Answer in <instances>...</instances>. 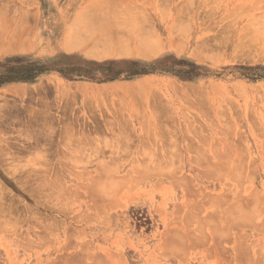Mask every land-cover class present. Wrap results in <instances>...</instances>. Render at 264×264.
Returning a JSON list of instances; mask_svg holds the SVG:
<instances>
[{
	"label": "rangeland",
	"instance_id": "rangeland-1",
	"mask_svg": "<svg viewBox=\"0 0 264 264\" xmlns=\"http://www.w3.org/2000/svg\"><path fill=\"white\" fill-rule=\"evenodd\" d=\"M0 22V264H264V0H0Z\"/></svg>",
	"mask_w": 264,
	"mask_h": 264
},
{
	"label": "bare ground",
	"instance_id": "bare-ground-1",
	"mask_svg": "<svg viewBox=\"0 0 264 264\" xmlns=\"http://www.w3.org/2000/svg\"><path fill=\"white\" fill-rule=\"evenodd\" d=\"M100 4H105V3H100ZM105 5H106L107 7L109 6L108 4H105ZM103 6H104V5H103ZM103 6H102V5L99 6V4H98L95 8H101V9H102ZM108 8H109V10H110L111 7H108ZM114 9H115V8H113V10H111L112 12L109 11V10H108L107 12H110V13H114V14H115L116 12H115ZM83 11H86V10H83ZM93 11H94V10H93ZM87 12H88V10H87ZM95 12H96V11H95ZM83 13L86 14V12H83ZM97 14H98V12H97ZM114 14H113V15H114ZM88 15H89V14H88ZM94 15H96V14H94ZM94 15H93V16H94ZM98 15H99V14H98ZM96 16H97V15H96ZM143 16H144V15H143ZM110 17H111V16H109V20L111 19V22H112V20H113L114 18H113V17L110 18ZM92 18H93V17H92ZM107 18H108V17H107ZM137 20L139 21L140 19H137ZM141 20H142V19H141ZM78 21H79V20H78ZM99 21H100V19H99ZM99 21H98V23H100V22L103 23L102 20H101L100 22H99ZM143 21H144V20H143ZM143 21H142V22H143ZM145 21H146V20H145ZM145 21H144V23H145ZM73 22H74V21H73ZM104 22H105V21H104ZM113 22H114V20H113ZM140 22H141V21H140ZM0 23H1V22H0ZM71 23H72V22H71ZM87 23H88L87 26H88L89 28H88V27H86V28H87V29H90L92 26H89V25H90L89 22H87ZM147 23H148V22H147ZM149 23H150V22H149ZM1 24H2V23H1ZM72 24H73V23H72ZM75 25H76V27H77V23H75ZM82 25H83V24H82ZM84 25H86V23H85ZM91 25H92V24H91ZM103 25H105L104 27H107V23H105V24L103 23ZM2 26H3V24H2ZM110 26H113V25L111 24ZM110 26H109V27H110ZM135 26H136V25H135ZM139 26H140V25H139ZM143 26H144V25H143ZM151 26L153 27V25H151ZM74 27H75V26H74ZM136 27H137V26H136ZM141 27H142V24H141ZM14 28H15V27H14ZM69 28L71 29V25H70ZM77 28H78V27H77ZM79 28H80V24H79ZM81 28H82V26H81ZM81 28H80V29H81ZM127 28H128V27H127ZM142 28H143V27H142ZM74 29H76V28H74ZM84 29H85V28H84ZM87 29H86V30H87ZM137 29H138V28H137ZM82 30H83V29H82ZM82 30H81V33L83 32ZM86 30H85V31H86ZM90 30H91V32H89V34H93V33H95V32L97 31V30H96L95 32H92V31H93V28L90 29ZM131 30H133V29H131ZM138 30H139V31H142V33L148 35L147 33H145V31H144L143 29L140 28V29H138ZM14 31H15V30H13V32H14ZM88 31H89V30H88ZM88 31H87V34H88ZM127 31H128V32H131V31H129L128 29H127ZM127 31H126V33H128ZM135 31H136V29H135ZM146 31H148V30L146 29ZM67 32L69 33V32H71V30H70V31H67ZM79 32H80V31H79ZM109 32H111V31H109ZM21 33H22V32H21ZM81 33H80V34H81ZM84 33H85V32H84ZM84 33H83V34H84ZM97 33H98V31H97ZM106 33H107V32H106ZM112 33H113V32H112ZM133 33H134V32H133ZM136 33H137V32H136ZM136 33H135V34H136ZM148 33H150V31H148ZM152 33H154V32L152 31ZM78 34H79V33H78ZM78 34H77V35H78ZM80 34H79V36L77 37V39H78L80 36H82V34H81V35H80ZM2 35H3V34H2ZM12 35H13V34H12ZM64 35H65V34H64ZM64 35H63V36H64ZM105 35H107V34H105ZM88 36H89V35H87V37H88ZM92 36H93V35H92ZM92 36H91V37H92ZM95 36H96V34H95ZM121 36L123 37V35H121ZM133 36H134V35H133ZM149 36H150V35H149ZM151 36H152V35H151ZM91 37H90V38H91ZM145 37H147V36H145ZM152 37H155V35L152 36ZM12 38H14V37H12ZM83 38L87 39V38H86V34H84L83 37H80L79 40H80V39H81V40H85V39H83ZM93 38H94V37H93ZM110 38H111V39H110ZM110 38L107 37V39H106V37H105V40H108L106 44L109 45V47H108V46L106 47V45H104V46H105V47H104L105 50H106V48L109 49L110 46H112L111 43L115 44V46H113V49H112V47H111V48L107 51L108 54H106V55H109V52H111L110 50H111V49L114 50V47L117 48V49H118V47H121L120 45L117 46L118 44L113 42V40H114L113 38H114V37L112 38V37L110 36ZM73 39H74V38H73ZM77 39H76V37H75V40H76V41H77ZM99 39H101V38H99ZM121 39H123V38H121ZM128 39H130V38H128ZM13 40H14V39H13ZM81 40H80V41H81ZM95 40H96V39H95ZM97 40H98V38H97ZM97 40H96V41H97ZM140 40H143V41H141V45H143L144 39H139V41H140ZM14 41H15V40H14ZM96 41H95V42H96ZM98 41H100V40H98ZM98 41H97V42H98ZM110 41H111V42H110ZM114 41L117 42V39H115ZM127 41H128V40H127ZM173 41H174V40H173ZM95 42H93V44H95ZM109 42H110V43H109ZM122 42L124 43L125 40L122 41ZM135 42H136V41H135ZM146 42H147V41H146ZM148 42H149V41H148ZM69 43H70V40H69V42H68V45H69ZM129 43H130V42H129ZM70 44H71V43H70ZM93 44H92V45H93ZM100 44H101V43L95 44V46H93V47H94V48H95V47L98 48L97 46H98V45L100 46ZM116 44H117V45H116ZM126 44H128V42H127ZM138 44H140V43H138ZM146 44H147V43H146ZM146 44L144 43V45H146ZM150 44H151V40H150ZM19 45H20V44H19ZM73 45H75V44H73ZM92 45H91V46H92ZM96 45H97V46H96ZM151 45H152V44H151ZM3 46H4V44H3ZM101 46H102V45H101ZM127 46H128V45H127ZM139 46H140V45H139ZM146 46H147V45H146ZM75 47H76V46H75ZM137 47H138V46H137ZM100 48H101V47H100ZM104 48H101V49L104 50ZM128 48H129V47H128ZM149 48H150V47H149ZM153 48H154V47H152V49H150V50L153 51ZM117 49H116V52H118ZM142 49H143V48H142ZM144 49H145V48H144ZM144 49H143V51H144ZM7 50H8V49H7ZM21 50H22V49H21ZM121 50H122V48H121L120 51L118 52L119 54H120ZM145 50H146V49H145ZM154 50L156 51L155 48H154ZM125 51H127V50H125ZM152 51H151V52H152ZM92 52H93V51H92ZM107 52H106V53H107ZM123 52H124V51H123ZM129 52H130V51H129ZM147 52H148V51H147ZM101 53H102V51H101ZM112 53H114V52L112 51ZM118 53H117V54H118ZM135 53H136V52H135ZM175 53H176V51H175ZM124 54H125V53H124ZM126 54H127V53H126ZM143 54H144V53H143ZM146 54H147V53H146ZM153 54H154V53H153ZM104 55H105V53H103L102 56H104ZM112 55H113V54H112ZM128 55H129V54H128ZM113 56H115V55H113ZM121 56H122V55H121ZM104 58H105V57H104ZM136 102H137V101H136ZM152 103H153V102H152ZM157 104H158V103H157ZM157 104H156V105H157ZM157 106H158V108L160 107L159 105H157ZM150 107H151V106H150ZM152 107H153V106H152ZM154 109H155V106H154ZM159 109H160V108H159ZM155 110H156V109H155ZM160 110L162 111V109H160ZM161 111H160V112H161ZM153 114H154V113H153ZM155 115H156V114H155ZM157 118H158V117H157ZM158 119H159V118H158ZM160 119H161V118H160ZM162 121H164V120H162ZM154 122H156V121H154ZM157 122H158V121H157ZM155 124H157V123H155ZM160 124H161V122H160ZM161 128H162V127H161ZM210 171L212 172V170H210ZM213 172H214V171H213ZM213 172H212V173H213ZM216 174H217V173H216ZM177 182H178V181H177ZM177 182H176V183H177ZM178 183H180V181H179ZM0 189H2V188H0ZM118 192H119V191H118ZM118 192H116V194L114 193V195H117ZM98 195H99V194H98ZM252 196H253V194H252ZM252 196H251V197H252ZM99 197H101V196H99ZM217 197H219V196H217ZM254 197H255V196H254ZM108 198H109V197H108ZM242 198H243V197H241L240 199L242 200ZM236 199H237V198H236ZM243 199L245 200V198H243ZM112 200L115 201L114 198H113V199L111 198L109 201L113 203ZM107 201H108V200H107ZM230 201H231V200H230ZM103 202H105V201H103ZM115 202H116V201H115ZM236 202H237V200H236ZM244 203H245V202H244ZM241 204L244 205L242 202H241ZM109 205H110V204H109ZM113 205H114V204H113ZM110 206H112V205H110ZM110 206H109V207H110ZM247 206H248V205H247ZM242 215H243V214H242ZM242 215H241V216H242ZM248 215H249V214H248ZM191 216H192V215H191ZM243 216H244V215H243ZM223 217H224V216H223ZM248 217H250V216H248ZM217 218H218V217H217ZM220 218H222V217H220ZM226 218H229V217H226ZM219 221L222 222V223H224V220H223V219H222V221H221V220H219ZM219 221H218V222H219ZM225 221H226V220H225ZM227 222H229V221H227ZM222 223H221V224H222ZM230 223H231V222H230ZM232 223H233V222H232ZM218 224H219V223H218ZM224 224H226V223H224ZM228 224H229V223H228ZM234 224H235V223H234ZM219 226H220V225H219ZM221 226H222V225H221ZM238 227H239V226H238ZM226 230H228V228H227ZM182 235H183V234H182ZM221 236H222V235H221ZM218 242H221V241H218ZM221 244H222V243H221ZM181 245H182V244H181ZM218 245H219V244H218ZM237 247H239V246H237ZM241 248H242V246H241ZM220 250H221V249H220ZM84 251H85V250H84ZM241 251H244V250L241 249ZM244 252H246V251H244ZM240 253H241V252H240ZM240 253H239V254H240ZM83 254H84V253H83ZM242 255H244V254H242ZM242 255H240V256H242ZM245 255H246V254H245ZM243 258H244V257H243ZM72 259H73V258H72ZM81 260H82V259H81ZM89 262H90V261H89ZM70 263H71V262H70ZM74 264H75V263H74Z\"/></svg>",
	"mask_w": 264,
	"mask_h": 264
},
{
	"label": "crops",
	"instance_id": "crops-1",
	"mask_svg": "<svg viewBox=\"0 0 264 264\" xmlns=\"http://www.w3.org/2000/svg\"><path fill=\"white\" fill-rule=\"evenodd\" d=\"M71 93H72V96H75V97H79V96H82L83 92L80 88H77V87H73L71 90ZM60 92V94L58 93ZM64 91L62 89H59L56 91V93L54 94L55 97H60V96H63L64 94H62ZM61 103V101H59Z\"/></svg>",
	"mask_w": 264,
	"mask_h": 264
}]
</instances>
